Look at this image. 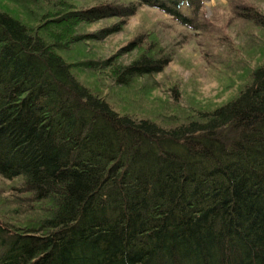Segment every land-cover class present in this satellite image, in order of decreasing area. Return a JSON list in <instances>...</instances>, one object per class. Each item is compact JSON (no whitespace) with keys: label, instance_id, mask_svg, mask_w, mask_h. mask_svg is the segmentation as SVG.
<instances>
[{"label":"trees","instance_id":"trees-1","mask_svg":"<svg viewBox=\"0 0 264 264\" xmlns=\"http://www.w3.org/2000/svg\"><path fill=\"white\" fill-rule=\"evenodd\" d=\"M52 6L39 18L25 13L34 26L0 9V177L18 181L0 207V264H264V61L223 105L189 97L177 112L139 117L113 108L75 70L133 89L171 61L154 35L142 49L143 36L120 49L139 50L127 63L60 54L121 33L140 7L195 28L202 0ZM235 9L258 31L247 51L264 53V9Z\"/></svg>","mask_w":264,"mask_h":264},{"label":"rangeland","instance_id":"rangeland-1","mask_svg":"<svg viewBox=\"0 0 264 264\" xmlns=\"http://www.w3.org/2000/svg\"><path fill=\"white\" fill-rule=\"evenodd\" d=\"M57 1L84 9L104 0H39V3L30 4L27 8L0 2V9L23 23L34 26L36 23L26 20L25 13L29 17H42L46 12L52 11V4L55 5ZM248 4H255L261 10L264 9V0H202L199 18L195 19V28L183 27L156 9L140 7L138 13L126 21L121 33L109 36L101 42L87 41L84 45L72 46L68 53L62 52L60 55L70 62L116 56L122 63H127L138 55L139 50L125 54L120 52L121 48L143 36L140 48L142 49L143 45L148 46L151 40L156 38L163 48L172 54V58L162 73L134 82V88L142 91L141 95H137L138 92L134 88L115 86V83L105 76L94 79L78 69L75 74L93 91L106 97L113 108L129 110L131 113H137L139 117L157 119L158 116L154 117L156 113H172L174 106L177 112L179 107L190 104L186 101L189 97L193 98L191 102L194 104L213 108L236 97L245 83L247 69H252L264 61L263 51L255 52L254 55L247 51L246 38L250 35L258 36V31L248 22L238 18L235 13L236 6ZM181 12L190 16L187 7L182 6ZM114 22L116 19L101 20L94 24L82 25L78 31L79 34L94 33ZM152 35L154 38L151 39ZM173 85L179 88L178 101L174 100L175 93L171 90ZM135 101L143 108L157 112L142 110ZM17 184V180L8 181L0 177V207L2 200L13 195L9 193V189Z\"/></svg>","mask_w":264,"mask_h":264}]
</instances>
